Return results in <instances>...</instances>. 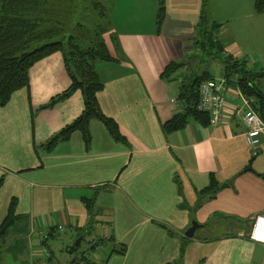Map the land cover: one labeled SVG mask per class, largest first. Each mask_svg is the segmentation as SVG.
Instances as JSON below:
<instances>
[{
    "label": "crops",
    "instance_id": "obj_1",
    "mask_svg": "<svg viewBox=\"0 0 264 264\" xmlns=\"http://www.w3.org/2000/svg\"><path fill=\"white\" fill-rule=\"evenodd\" d=\"M114 2L110 19L117 43L111 33L105 40L116 60L96 64L104 84L97 97L125 141L95 119L89 146L76 131L47 149L44 144L82 114L84 98L77 90L39 110L71 85L60 51L39 60L29 70V86L0 107V223L14 200L17 214L29 216L30 237L58 226L86 234L93 214L84 201L95 199L101 207L97 221L110 224L96 234L109 237L96 254L104 257L102 248L109 247L103 264H264V137L257 148L246 142V94L230 83L218 125L190 117L180 130L164 128L185 109L181 86L194 73L207 72L198 65L212 51L201 46L203 10L210 25L221 29L216 41L222 58L241 60L254 73L264 66V12L256 11L253 0L225 2L223 12L214 0H165L158 29L159 0ZM223 59L219 73L207 72L211 77L224 76ZM171 63L185 65L163 76ZM253 80L264 93V77ZM193 222L200 225L196 231L213 228L222 235L188 238ZM49 240L32 241V264L62 263L54 248L62 256L64 247Z\"/></svg>",
    "mask_w": 264,
    "mask_h": 264
},
{
    "label": "trees",
    "instance_id": "obj_2",
    "mask_svg": "<svg viewBox=\"0 0 264 264\" xmlns=\"http://www.w3.org/2000/svg\"><path fill=\"white\" fill-rule=\"evenodd\" d=\"M87 1V0H83ZM257 12H264V0H253ZM98 25L93 31L76 28L72 32L68 23L63 22L64 13L60 10L58 0H0V107L7 105L12 95L29 86V70L39 60L60 51L64 57L66 71L71 79L70 87L64 92L54 96L47 104L40 106L39 110L54 107L60 101L68 99L75 91L81 90L84 98L82 114L71 124L50 138L44 146L47 149L56 144L67 141L72 134L79 131L83 134L86 144L91 143L90 124L92 120L101 121L111 136L117 141L124 142L117 122L105 115L98 102L97 94L104 84L97 72L96 64L103 61L116 60L105 40V35L111 33L112 41L116 44V35L112 33L110 14L112 8L105 7L101 2L92 1ZM165 14V0H159L157 14V28L161 27ZM208 18L203 10L199 24L202 48H216L222 53V46L213 38L207 43L206 26ZM97 23V24H98ZM79 27H82L80 24ZM218 27V26H217ZM75 31V28L73 29ZM212 55L208 52V56ZM221 59H223L220 56ZM203 61V60H202ZM224 77L229 83L237 82L239 88L249 99L253 100V107L264 118V93L260 85L253 79L264 77L262 72H249L245 62L234 60L232 56L223 59ZM185 63H171L165 69L163 76L183 67ZM213 78L209 73L201 75L194 73L186 85L181 86L180 99L185 109L174 115L164 126L168 132L177 131L186 126L190 117L203 122H209V115L198 110L199 85L202 81ZM2 180L0 179V185ZM211 187H214V183ZM84 203L92 210L95 199L85 200ZM16 201L13 200L5 220L0 223V233L3 236L6 230L14 224L13 215ZM85 233L79 237L84 239ZM81 241V242H82ZM104 240H99L101 244ZM70 252H78L79 246L74 245ZM124 253V248L112 250ZM88 264H95L87 259ZM77 262V261H76Z\"/></svg>",
    "mask_w": 264,
    "mask_h": 264
},
{
    "label": "rangeland",
    "instance_id": "obj_3",
    "mask_svg": "<svg viewBox=\"0 0 264 264\" xmlns=\"http://www.w3.org/2000/svg\"><path fill=\"white\" fill-rule=\"evenodd\" d=\"M93 0H58L60 10L64 13V18L63 22L68 23V27L72 32L76 33V28L79 29H84L86 31H93L99 24L102 25L103 23H98L95 13L98 12V9H95L93 4ZM98 2H101L105 7L107 8H112L115 4V0H95ZM216 7L219 8V11L223 12V5L225 2H230L232 0H214ZM220 4V5H219ZM222 15V14H221ZM209 21V20H208ZM98 23V24H97ZM82 25V27H79V25ZM75 28V31L73 30ZM206 39L207 43L210 42L211 38L214 40L221 39L220 38V33L221 29L210 25L209 22H207L206 26ZM212 51L210 52L212 55L208 56V54H203L202 57L198 58V61L203 58V61L199 63V67L202 68V70L217 74L220 72V65L218 59H221L220 56L221 52L219 53L216 48H212ZM209 51V50H208ZM196 60L191 59V62L194 63L195 65ZM190 62V63H191ZM262 67V66H258ZM261 71H264V66L261 68ZM222 73L224 71L222 70ZM100 203V202H99ZM99 203H94L92 207V218H93V223H90L88 227H90L92 230L87 232L85 234L84 240L81 242V245L79 246V251L78 252H70L69 250L71 247H73L80 234L84 233V230H79L78 234H71L68 232V228H64V230H59V233L56 235L55 239H50L49 243L52 245L53 243L60 244L63 255L60 256L61 250L58 248H54V259L58 261V259H62L61 264H72L73 260L76 257V261L73 264H78V259L77 256H81L84 253L87 254V257L92 260V262H96V264H103L105 261L106 257V252L107 254L110 252V249L108 246H105L103 249L104 257H97L96 254H99L98 250L97 252L93 253L92 246L91 244L88 243V239L94 237L97 238L98 236L96 235L98 230L103 228L107 229L109 227V223L107 222H99L97 221V215L100 213L98 208ZM1 212V210H0ZM8 215V213H7ZM13 215L16 217L15 222L11 227L9 228L8 232L5 233L3 236H0V264H32L33 258L31 256V243L32 241H37L38 238H41L40 235L41 233L36 232L33 234L32 237H30V224H29V216L28 215H18L17 214V206L15 205L14 207V212ZM70 229V228H69ZM213 229V228H211ZM206 230V231H200L197 230L196 234L194 235L195 239H201V240H209L213 239L216 237H219L222 235L218 230ZM45 230V229H43ZM41 230V231H43ZM193 237V238H194ZM97 240V239H95ZM19 244V245H18ZM188 243H185V248ZM19 246H25L24 251L21 250L19 254ZM31 247V248H30ZM41 248V245H37L35 247L36 249ZM68 247V248H67ZM69 249V250H68ZM42 259H45V255L41 257ZM183 260V259H182ZM177 264H182V262H176Z\"/></svg>",
    "mask_w": 264,
    "mask_h": 264
},
{
    "label": "built area",
    "instance_id": "obj_4",
    "mask_svg": "<svg viewBox=\"0 0 264 264\" xmlns=\"http://www.w3.org/2000/svg\"><path fill=\"white\" fill-rule=\"evenodd\" d=\"M229 86L230 83L224 76L204 80L199 85L198 110L209 115V120L212 125L220 124L225 117L226 93ZM244 101L247 107L243 109L241 117L247 128L245 135L246 142L249 146L257 148L261 144V138L264 137V118L261 117L257 110L253 107L252 99L245 98ZM64 228V226H58V228H50L46 230L42 233L41 241L46 243L51 236H56L59 233V230L62 231ZM70 229L73 232L75 231V227H71ZM108 238V234H103L99 238L92 237L88 239V243L92 246L93 253L98 250L101 251L98 241ZM44 250L45 253L47 252V256H49L50 253L46 246H44ZM77 259L78 264H88L87 259L89 258L86 253Z\"/></svg>",
    "mask_w": 264,
    "mask_h": 264
},
{
    "label": "water",
    "instance_id": "obj_5",
    "mask_svg": "<svg viewBox=\"0 0 264 264\" xmlns=\"http://www.w3.org/2000/svg\"><path fill=\"white\" fill-rule=\"evenodd\" d=\"M199 226L200 225L197 222H193L192 226L189 228V230L185 234L186 237L193 238L194 235H195V231H196L197 228H199ZM0 236H1V233H0ZM81 241H82V237H79L75 245L76 246H80L81 245ZM75 261H76V258L73 260L72 263H75Z\"/></svg>",
    "mask_w": 264,
    "mask_h": 264
}]
</instances>
